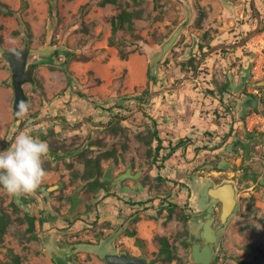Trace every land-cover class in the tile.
<instances>
[{
    "label": "rangeland",
    "instance_id": "rangeland-1",
    "mask_svg": "<svg viewBox=\"0 0 264 264\" xmlns=\"http://www.w3.org/2000/svg\"><path fill=\"white\" fill-rule=\"evenodd\" d=\"M99 1L0 0L12 10L11 14L0 11V146L6 142V138L2 137L4 129L1 128V121L6 111L9 120L13 121L14 97L11 69L2 53L5 50L21 49L27 43L30 48L28 62L39 64L35 69V82L24 84L28 95L24 102L28 106L27 114L38 109L46 111V116L58 114L72 125L82 121V127L78 126V129L63 128L56 121L50 124L57 125L56 128L60 131L58 135L55 133L56 137H50V148L64 151L79 146L85 149L79 152L82 156L65 153L64 157L60 152L55 159L46 161V165H76L88 153L100 157L103 167L110 162H116V167L145 169V197L148 205L139 211L140 216L139 212H134L136 217L121 223L125 230L120 237L128 241L127 244L124 243L125 249L146 257L148 264H194L190 233L196 231L197 234V229L209 213L211 205H214V226L218 225L221 206L215 200L201 206L208 198L205 188H201L199 197L196 198L197 203H193L188 197L190 192L185 187L186 184L167 183L166 180H160L155 172L166 165L191 167L189 173L194 172V178L207 177V180L214 182L231 180L236 187L238 204L226 225L219 230L211 264H264V134L258 130L262 125L261 120L249 132L250 138L254 139L251 157L246 159L243 148L239 146L237 155L221 154L216 158L214 151L207 153L202 146L206 139L213 136L211 130L204 128V124L210 122L205 113V105L210 102L199 98L195 89H207V95L211 93L210 96L219 98L223 108L235 107L234 103L237 104L238 99L249 98L253 109L244 115V127L246 121H252V113L264 116V91L261 85L245 86L235 93L230 91L220 94L218 91L219 85L224 83V69L232 68L236 64L238 69H243L247 60L250 61L248 77L252 76L254 81L264 78V0H246L248 16L245 14L236 20L237 24L244 23V28L240 31V37L234 40V48H242L244 56L247 57L224 65L219 57L227 56V52L232 51L230 48L219 46L222 49L205 50V56L211 57L210 64L201 66L202 62H206L201 59L196 72L198 70V73L209 74L207 81L217 85L213 90L208 86L204 88L200 84H191L194 72L185 67V63L181 69L189 73L182 78L173 69L165 66L167 58L161 60L156 69L153 67V47L157 43L161 45L164 37L171 32V25L179 22L178 18L173 20L174 16L179 15L176 13L180 4L178 0H137L136 7L143 8L142 16L134 19L132 29L116 32L112 30L110 18L119 12L120 0L104 6L99 5ZM251 1L255 11L251 7ZM132 7L133 5H129L128 9ZM202 13L199 11L198 15L201 16ZM172 47L164 56L173 50ZM219 53L221 55L216 56ZM205 56L202 58H206ZM230 56L228 54V59ZM241 57L243 56H237V60ZM136 66L140 67L138 71L133 70ZM254 71H257L256 78L253 77ZM167 86H184L191 92H183L178 100L167 93L162 98L161 94L166 92ZM162 88L165 89L161 91ZM192 90L195 91L194 96ZM214 90L217 92L214 93ZM176 94L179 95V92L174 95ZM163 100L170 107L174 106L175 112L180 109L179 117L171 112V108L167 109L170 114L165 112L164 118L161 109L156 111L164 103L161 102ZM150 101L152 105L148 104ZM194 110L201 123L200 128L188 130L185 120ZM215 114V118L223 115L217 110ZM84 117L105 121L107 125L94 127L92 123H83ZM159 123L161 127L158 128ZM155 131L161 139L158 150V143L154 138L148 144ZM172 131L185 135L184 146L194 144V153L191 150H182L180 146L171 150L174 145L170 142L174 143L176 140L172 138L177 136ZM234 138L241 137L236 135ZM242 140L248 139L245 137ZM232 141L229 140L228 144ZM202 142L204 144H200ZM87 144H91L95 151L86 148ZM190 147L192 149L191 145ZM213 147L217 148L219 144ZM107 152L110 153L109 157H106ZM76 157L78 161H75ZM213 162L222 166L214 165ZM46 167V171L51 168L50 172L57 169L54 176L47 178L50 183L55 182L58 171L63 168ZM71 168L77 167H66L61 179H68L67 170ZM214 169H220L221 172H213ZM218 173L219 176H216ZM75 188L79 190V197H87L91 204L80 205L70 215L67 210L71 205L70 194ZM193 188L192 191L198 193V187ZM55 189L57 188L50 189V199L55 201L46 205L36 196L24 201L21 197L9 196L0 191V264H56L49 251L52 238L59 245L78 241L83 244L85 249L77 251L75 257L82 264H106L103 257L93 253L97 250L102 253L106 244L97 247L93 242L110 231L109 228L113 225H120L122 216L119 215L117 224L106 219L111 215H104L100 211L108 210L107 207L112 203L104 201L106 197L100 196L103 190H100L99 196L91 198L93 191L88 187V182L71 178L68 185L65 184L60 190ZM199 206L201 209L197 210ZM30 215L34 216L33 227L27 220ZM138 219L139 222H147L144 226V237L140 236L137 229ZM132 229L135 233L130 232ZM157 235H166L169 241L175 256L169 263H163L157 256L159 245L153 239Z\"/></svg>",
    "mask_w": 264,
    "mask_h": 264
},
{
    "label": "crops",
    "instance_id": "crops-1",
    "mask_svg": "<svg viewBox=\"0 0 264 264\" xmlns=\"http://www.w3.org/2000/svg\"><path fill=\"white\" fill-rule=\"evenodd\" d=\"M179 1V5H178V17L174 16L173 20H175V18L179 19V22H177L176 25H171L172 29L171 32L168 34L167 37H164L163 42L170 37V35L172 34V31H174L176 29V27L178 25H180L182 22H184L185 20H187L186 24L184 25V27L181 29V32L178 36V38L176 39V41L174 42V44L172 45V49L171 52L167 55H163L161 60H165L166 58L168 59L167 64H165V66H168L169 69H173L176 73L177 76L179 78H182L183 76H188L185 75L186 73H189L187 70H182V64L185 63V67L190 68L193 73V80H191V84H200L203 85L204 88L205 86H208L209 88H211L213 90V88H215L217 85L215 82H208V77L209 74H206L204 72H199L198 70L196 72V69L194 67V69L191 67V65H189L188 59L192 58V57H196V61H195V65L197 64V62H199L201 59L203 61L206 62H202L201 66H203L204 64H210L209 60L211 59L210 56H205L207 54V48H210L214 45L217 44H234L236 40V38L240 37V31L243 30V25L242 24H237L238 22H236L237 18H239V16H245L246 11H247V4L245 3L246 0H178ZM252 3V9H254V4ZM199 11H202V15L199 16ZM246 16H248V14H246ZM236 23V24H235ZM205 31H208L207 35L204 36L203 33ZM162 42V43H163ZM238 42V41H237ZM161 43V45H162ZM199 44L203 45L202 48L199 47ZM161 45L159 43H157L156 46L153 47L152 49V58H156L160 52H161ZM210 45V46H208ZM222 47V46H221ZM217 47L216 50H219L218 48L222 49V48H230L232 51L231 52H227V56L222 57L220 56L221 54H217L216 56H220V60L222 62V64L226 65L227 62L233 61H241V59L247 57L246 55L244 56L243 52H242V48L240 49H235L234 47ZM222 53V51H221ZM224 54V53H223ZM228 54H230L231 56L228 59ZM243 56L241 58H238L237 60V56ZM203 56H205L206 58H202ZM162 61V62H163ZM188 65V66H187ZM243 67V66H242ZM140 69V67L136 66L133 68L134 71H138ZM248 71L249 68H243V69H238L237 68V64L236 66H232V68H225L224 69V83H221V85H219L218 91H220V94H225V92H239L240 90H242L245 86H250V85H261V89L262 91H264V80H260V81H254L251 77H248ZM223 78V75H221ZM248 77V78H247ZM156 78V80H158L157 76H154V79ZM196 82V83H195ZM259 82L261 84H259ZM193 85V86H194ZM253 87V86H252ZM167 88L166 92H163L161 94V97L163 98L165 93L168 94V96L171 97H175L176 100H178V98H180L179 96L183 95V92L186 94H189L190 89L189 88H184V86H181V88H173V87H165ZM164 88V89H165ZM254 88V87H253ZM163 88L161 89V91L164 90ZM196 89V94H198V97L201 98L204 101H209L210 104L209 105H205L206 108V116L207 119L210 120V122L207 121V123L204 124V128H208L209 130H211V133L213 134V136H211L212 140L209 141L210 144H212V146L214 145H218L219 147H213L212 151L219 153L221 150H223V148L225 147V144L231 140V138H234L237 136H240L241 138L243 137V134H245V131L247 129V127L243 126V118H240L237 116V112L234 116H232L231 114H224L219 118H215L214 116L215 111L217 110V112L222 113V109L223 106L219 100V98H216L215 96H210L207 95L206 91L201 90V87H197ZM255 89V88H254ZM257 90V89H256ZM179 95L175 93H178ZM182 92V93H181ZM217 90H214V93H216ZM253 92V91H251ZM195 91L192 90V95L194 96ZM261 93H259L260 95ZM191 95V96H192ZM164 102L162 103V105L160 104L159 109H156L157 112H159V110L161 109V113L162 117L164 118V114L165 112H167V114L169 113L168 111L171 108V112H173V114L176 117H179V113L181 112L180 109H178L179 111L175 112L174 111V106L170 107L169 103L166 101H161ZM247 104V103H251V101H247L245 99H238V103H240L238 106L244 108L242 105ZM148 104L152 105V102H148ZM157 106V104L155 105V107ZM164 108V111L162 110ZM169 109V110H167ZM167 110V111H165ZM239 110H242L241 108H239ZM198 111V110H197ZM170 114V113H169ZM183 117V116H182ZM161 118V119H163ZM43 118H40L39 121H41ZM182 119V118H181ZM187 121V125H188V130L191 129H195L197 127H199V121L197 120V115H196V111L194 110L193 113L190 114L189 117H187V119L185 120ZM197 122V123H196ZM12 121L9 120V117L7 116V111L5 113L4 119L1 121V128L4 129V133L6 131H10V134L13 133V131L15 130V126H13ZM171 123V122H170ZM43 124V123H41ZM28 125L24 126V130L22 131H27L30 134V128L27 127ZM161 127L160 123L158 124V128ZM203 127V126H202ZM28 128V129H27ZM200 128V127H199ZM242 129V132H241ZM1 131V130H0ZM161 133L163 131H160ZM174 134H176V138H172V140H176L174 141V143L170 142V144L173 146L177 143V141L180 138H185V135L180 134L178 131H172ZM166 133V132H165ZM188 133V131H187ZM210 133V134H211ZM242 133V134H240ZM164 136V135H163ZM37 138V137H35ZM39 139V138H38ZM216 141H222L220 142H216ZM207 142V141H206ZM200 144H204L203 142ZM221 144V146H220ZM169 145V144H168ZM167 145V146H168ZM190 145L192 146V149L190 147ZM190 145H186L184 146V143L180 145V149L182 150H186L189 151L191 150L194 153V144H190ZM179 148H177L178 150ZM56 151V150H55ZM80 170H83L82 167H78ZM189 168L191 167H171L170 165H166L165 167H161L160 170L158 171V169L155 170L156 175L158 176V178L160 180H166L167 183H181L182 185H185V187L187 188V190L189 191L190 187L193 185H196L195 183L199 182V180L202 181L205 178H194V172L189 173ZM55 173L54 172H49L47 178H51L52 176H54ZM161 177V178H160ZM207 178V177H206ZM208 179V178H207ZM200 183V182H199ZM198 183V184H199ZM145 186L143 187V189L141 190V197L146 198V192H145ZM126 190V189H125ZM133 190V189H132ZM134 192H137V194H139L138 191H136L134 189ZM126 193V191H124V194ZM197 196H195L196 198ZM50 199V197H48ZM111 198V199H110ZM48 200V203H50L51 201H53V199H50V202ZM133 200V199H132ZM147 200V199H146ZM104 201H109L112 203V205H109L108 210L106 209L105 211L101 210L100 212H104V215L106 214H110L111 216L106 217L104 216V218L106 217V219L111 220L110 222L112 224L118 222L119 219V215L122 216V221L120 222V225H113L112 228H109L110 231H108L107 233H105L102 237L101 240L106 243L107 245H109V243H117L118 245H120L121 247H124V243H128L127 239L125 238H121L120 235L123 233L122 231L125 230V228H123V226L121 225V223L124 222V220H130V218L136 217L137 214H135L133 211L134 209L132 208L134 205H132V203H130L131 205H125V206H121V204L119 203L118 200H116L114 197H106L104 199ZM134 201V200H133ZM147 202L145 201V207L147 206ZM143 206H141V208H145ZM99 210V208H98ZM122 210V211H121ZM108 212V213H107ZM139 212V211H138ZM106 213V214H105ZM141 215V212H139L138 216ZM141 219V218H140ZM138 219V231L140 232V236H145V230H144V226L147 224L146 221L141 220L139 222ZM117 224V223H116ZM124 224V223H123ZM130 232H134V229H132ZM123 237V236H122ZM93 245V244H92ZM97 245V244H94ZM126 246V245H125Z\"/></svg>",
    "mask_w": 264,
    "mask_h": 264
},
{
    "label": "flooded vegetation",
    "instance_id": "flooded-vegetation-1",
    "mask_svg": "<svg viewBox=\"0 0 264 264\" xmlns=\"http://www.w3.org/2000/svg\"><path fill=\"white\" fill-rule=\"evenodd\" d=\"M42 62H46V60H42ZM38 65L39 64L36 62L35 69L37 68ZM34 74H35V70H34ZM249 77L251 79L252 76H249ZM263 80H264V78H263ZM34 82H35V77H34ZM251 97H254L252 99H255L254 95H251ZM249 100L250 99L248 98L247 101H249ZM234 104H235V107L233 106L234 108L233 107H228V108L225 107V108H223L221 114L224 115V114L227 113V114H231L232 116H234L236 114V112H237L238 113L237 116L244 119V115H247V113L251 111L250 109H253L251 107L252 104H253L252 102L251 103H247L245 105H244V102H243L242 106L244 108L239 107L238 103H237L238 105L236 103H234ZM239 108H241L242 110H239ZM45 112L38 111V109H34L33 111L29 112L27 114V116H22V117L20 116V118L17 119V120L14 118V115H13V121H12L11 124L13 126H15V130L13 131L12 134H10V131H6L2 135L3 138H6V142L3 145L0 146V152L7 151L11 147V144L14 142L15 135L18 134L20 131L24 130V126L25 125H28L27 127L30 128V134L34 138L37 137L40 140L47 142L48 146L50 145V143H49L50 137H53L55 135V133L58 135V132H60L56 128L57 125H54V126L50 125L52 122H55V121L58 122L59 125L61 127H63V128L78 129L77 128L78 126L82 127V121L81 120H79L76 123V125H72L71 123L66 121L63 117L59 116L58 114L47 115L46 116ZM40 118H43V119L41 121H39ZM47 122H48V125L46 126ZM41 123H43V124H41ZM83 123H92V124H94L93 125L94 127H98V126L102 127V126L107 125L106 124L107 122L98 121V120L92 119L91 117H84L83 118ZM49 131L52 134L51 136H50ZM249 132H250V130L246 129L245 134H243V137H242V139L246 137L248 139L247 141H244L241 138H237V139L233 138V139H231L233 141L230 144H228V142H227L225 144V147L223 148V150H221L219 153L213 152L214 153L213 154L214 157L219 158V156L221 154L237 155L239 146L243 148L244 155H245L246 159L251 157L252 156V154H251V152H252V144L254 143V139L250 138L251 133H249ZM55 137H56V135H55ZM46 139H48V140H46ZM210 140H211V137L209 139L205 140V142L207 141L205 143V145H202L204 147V150L207 153L211 152L212 151L211 148L213 147L212 144L209 143ZM50 147H49L48 155L46 157L42 158L44 160L43 167H46V166H48V167H59V169L61 167L63 169H60L58 171L57 180L55 182L50 183V181H48V179H47V176H48L49 172L51 171V168L46 167V168H48L47 171L45 169V171L47 172L46 179L43 181V183L40 185V187L35 191V193L30 194V195H22V196H20L22 198V200L25 201L26 198H33L34 196H36L37 199L42 200L43 204H45V205L46 204H51L55 200L50 202V199L48 198V197L51 196V193H52L50 191L49 187L53 186L54 188H57L58 190H60V189H62L64 187L65 184L68 185V182L71 181V178H73V179L74 178H78L79 181L88 182V187L93 191V193H91L92 194L91 198H94L97 195L99 196L100 190H103V193L100 194L101 197H103V196L104 197H108V196L114 197L116 200L119 201L121 206L131 205L130 203H132V205H134L132 208L133 209L135 208L133 210L135 212L140 211L142 209L141 206L145 207L146 198L140 196L141 195V190L145 186V180H144V176L146 174L145 173V169H142V168L133 169V167H131V166L116 167V165H117L116 162H110L106 167H103V164L101 163L102 159H100V157H98L96 154L95 155H93V154L90 155L88 153H86L85 157H83V160H81L76 165H70V164L67 165L65 163H61L60 165H52V166L50 165V163L49 164L47 163V165H46V161L51 160V159H55V157L58 156L57 154H61L60 152H62L64 154V157H65V153H70V155L78 156L79 152H81V151L83 152V150L85 149V148H81V147L78 146L76 149L64 150L63 151V149L59 148L58 150L55 151L54 149H52ZM92 147L93 146L91 144L90 145H88V144L86 145V148L93 149ZM247 149H249L248 156H247ZM80 155L82 156L81 153H80ZM109 156H110V153L107 152V156L106 157H109ZM77 158L78 157L75 158V161H78ZM86 159H90L92 161V163H91L92 166L91 167H93V166L94 167H97V166L101 167V173H102L101 176L102 177L98 176V179L105 182V185L103 187L95 189L93 186L90 185L91 182L94 180V176L93 177H84L83 172H84V169L86 167V163H85ZM213 163H215V162H213ZM214 165H218L220 167L222 166V165H219V164H216V163ZM66 167H77V168H71V169L67 170L68 171V175H67L68 179H64L63 180V179H61L62 178L61 175L64 174V172H65L64 169H66ZM78 167H82L83 170H80ZM109 167L111 169V176H112L113 180L112 181H110V180L109 181H105V180H103V174H104L105 170L107 168H109ZM129 167H130V169L128 170ZM52 171L56 172L57 169H53ZM127 171H129L128 176L123 177L121 179H118V177L121 174H125ZM212 171L213 172H217V171L221 172L220 169H218V170L214 169ZM216 176H219V173ZM63 178H64V176H63ZM212 181L213 180H207V178H206V179L203 180L204 184H202V181L199 180L200 183L197 182V183H195L196 185L191 186L190 189H189L190 193L188 194V197L190 198V201H193V203H197L196 202V198L199 197V192H200L201 188L202 189H204V188L206 189V187ZM212 183L216 185V184H218L220 182H214L213 181ZM194 186L198 187V189H199L198 193L192 191L194 189L193 188ZM57 189H55V190H57ZM76 189H78V188H75L70 194L71 205H70L69 209L67 210V213L70 214V215L72 214V213L69 212L70 209H71V206H72V194L75 191H77L78 192V197H79V190H76ZM134 189L136 191H138L139 194H137V192H134ZM124 191H126L125 194H124ZM202 195H203V193H202ZM195 196H197V197L195 198ZM79 198L81 199V201L78 204V206L76 207V209H78V207L80 205L91 204V202L88 201L89 199L87 197H85V198L79 197ZM46 199H49L50 203H48V200H46ZM96 199H98V198L96 197ZM215 202L219 203L220 206H221V203L219 201L215 200ZM25 205H27V204H25ZM204 205H207V199L205 200L204 204H202L201 206H204ZM201 206L197 207V210H200ZM96 207L97 206H95V208ZM76 209L74 211H76ZM74 211H73V213H74ZM30 217H34V216L30 215ZM197 234H198V232H197ZM78 243H79V241H78ZM93 243L97 244L96 245L97 247H99L101 244L102 245L106 244V243H104L101 240V238H99L98 241H95ZM89 244H90V242H89ZM93 250H95V249H93ZM79 251H81V250H79ZM76 253L74 254L75 257H76ZM93 253H96L98 256L103 257V259L105 260L106 264H108L107 261H106V256L108 254H116V255L126 254L128 256H141L140 254L132 253L131 251H129V250L125 249L124 247H121L117 243H113V242L109 243V245L106 244V249L102 253L99 252V250H97V252L93 251ZM142 257H144V256H142ZM144 258H146V257H144ZM146 260H147V258H146ZM131 264H134V263H131ZM147 264H148V260H147Z\"/></svg>",
    "mask_w": 264,
    "mask_h": 264
},
{
    "label": "water",
    "instance_id": "water-1",
    "mask_svg": "<svg viewBox=\"0 0 264 264\" xmlns=\"http://www.w3.org/2000/svg\"><path fill=\"white\" fill-rule=\"evenodd\" d=\"M256 9L254 8V11ZM188 20V19H187ZM187 20L182 22L180 25L176 27V29L172 32L169 38H167L162 45V49L160 54L155 58L153 62L154 69L157 68L160 63L164 53H166L171 46L174 44L176 39L178 38L181 29L186 24ZM219 46L222 47H234L235 44H217L209 48V51L217 48ZM30 53V48L27 43L21 49L17 50H5L2 55L5 60L8 61L10 69H11V85L14 92L13 103H12V112L14 118L17 120L20 116L17 115L19 111V106L21 103L25 102L28 99V95L24 90V84L27 82H34V70L36 66V62H28V57ZM198 63L195 65L197 68ZM250 61L247 60L245 63V68L248 69ZM264 83V82H263ZM259 84H261L259 82ZM248 147V146H247ZM249 153V149H247V156ZM130 167L128 168V170ZM129 171L125 174H121L118 179L128 176ZM136 176V175H135ZM134 176V177H135ZM103 180L112 181L113 178L111 176L110 167L107 168L103 174ZM54 188L53 186L49 187V189ZM207 193V202L211 200H217L221 203V211L219 214V223L214 226L215 221V213H214V205H211L209 209V213L204 217V220L201 222L198 227V234L196 231H191L190 240L191 244V256L194 264H211L212 259L214 258V244L218 241L219 230L223 228L228 222L230 216L233 214L238 201L236 197V187L233 181L224 180L218 184L210 183L206 187ZM81 199L78 197V192L75 191L72 194V206L70 209V213L76 209ZM85 249V246L78 242L73 243H63L59 245L58 242L52 238V247L50 248V254L54 259L56 264H82L78 259L75 258L74 254L79 251ZM106 261L108 264H147L146 258L142 256H128L126 254L116 255V254H108L106 256Z\"/></svg>",
    "mask_w": 264,
    "mask_h": 264
},
{
    "label": "clouds",
    "instance_id": "clouds-1",
    "mask_svg": "<svg viewBox=\"0 0 264 264\" xmlns=\"http://www.w3.org/2000/svg\"><path fill=\"white\" fill-rule=\"evenodd\" d=\"M27 112L28 106L21 103L17 115ZM48 153L47 142L27 131L16 134L11 147L0 152V191L14 197L35 193L47 176L42 158Z\"/></svg>",
    "mask_w": 264,
    "mask_h": 264
},
{
    "label": "trees",
    "instance_id": "trees-1",
    "mask_svg": "<svg viewBox=\"0 0 264 264\" xmlns=\"http://www.w3.org/2000/svg\"><path fill=\"white\" fill-rule=\"evenodd\" d=\"M131 1H132V3H131ZM131 1L120 0L121 5H120L119 12L110 18L111 27H112L113 32H116V31L122 30V29H132V27L134 26V19L140 18L142 16L143 8L142 7H136L138 5L137 0H131ZM117 2H119V0H100L99 5L104 6L107 3H117ZM129 5H133L132 9H128ZM83 7H84V5H82V8ZM0 11L7 13V14L12 13V10L9 8V6L3 2H0ZM207 33H208V31H205L203 33V35L206 36ZM110 43L113 44V41L110 40ZM202 46L203 45L199 44L200 48H202ZM208 46H210V45H208ZM196 60H197L196 57H192V58L188 59V62L193 69L195 67V61ZM153 138L158 143V145L156 147V149L158 150L160 145H161V139H160V137H158V134L156 131L152 134L151 139L148 140V144L151 143ZM185 141H186V139L180 138L177 141V143L173 147H171V150L174 149L175 147H178L181 144L185 143ZM85 163H86V167H85L84 172H83L84 177H93L94 176V180L91 182L90 185L93 186L95 189L103 187L105 185V182L98 179V176L100 177L102 175L101 167H99V166L91 167L92 161L90 159H86ZM169 204H170V206L172 205L171 203H169ZM27 220L29 221V224L31 225V227H33L34 217L28 216ZM33 236H35V235H33ZM153 239L155 240L156 244L159 245L157 256L160 258V260L163 263L171 262L175 258V256H174V253L170 247V244H169V241H168L166 235H157Z\"/></svg>",
    "mask_w": 264,
    "mask_h": 264
},
{
    "label": "built area",
    "instance_id": "built-area-1",
    "mask_svg": "<svg viewBox=\"0 0 264 264\" xmlns=\"http://www.w3.org/2000/svg\"><path fill=\"white\" fill-rule=\"evenodd\" d=\"M247 48L249 50L252 49L250 47H247ZM263 66H264V64H263ZM253 73H254L253 77L256 78L257 77V71H254ZM255 91H258V90L255 89ZM256 117H259V119L256 118ZM251 118H252V121H250V122L249 121H246V127H247V129L248 130H253V127L254 126L257 127V124L260 123L259 121L261 120V124L262 125H261V127L258 130L259 131H262L263 134H264V116H262V117H261V115L258 116V114L254 112V113H252ZM248 122H249V124H248ZM263 138H264V135H263Z\"/></svg>",
    "mask_w": 264,
    "mask_h": 264
}]
</instances>
